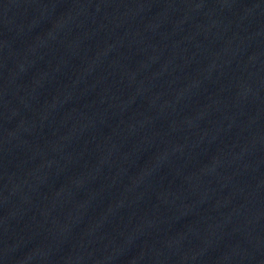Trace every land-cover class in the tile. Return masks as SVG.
<instances>
[{
	"label": "water",
	"instance_id": "obj_1",
	"mask_svg": "<svg viewBox=\"0 0 264 264\" xmlns=\"http://www.w3.org/2000/svg\"><path fill=\"white\" fill-rule=\"evenodd\" d=\"M0 264H264V0H0Z\"/></svg>",
	"mask_w": 264,
	"mask_h": 264
}]
</instances>
